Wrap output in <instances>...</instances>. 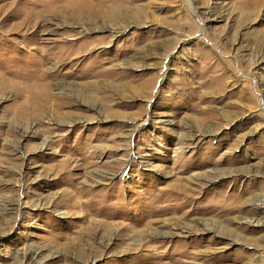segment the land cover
Here are the masks:
<instances>
[{
  "label": "rangeland",
  "instance_id": "obj_1",
  "mask_svg": "<svg viewBox=\"0 0 264 264\" xmlns=\"http://www.w3.org/2000/svg\"><path fill=\"white\" fill-rule=\"evenodd\" d=\"M0 264H264V0H0Z\"/></svg>",
  "mask_w": 264,
  "mask_h": 264
},
{
  "label": "bare ground",
  "instance_id": "obj_2",
  "mask_svg": "<svg viewBox=\"0 0 264 264\" xmlns=\"http://www.w3.org/2000/svg\"><path fill=\"white\" fill-rule=\"evenodd\" d=\"M193 174L195 175V172H194V173H192L191 175H193Z\"/></svg>",
  "mask_w": 264,
  "mask_h": 264
}]
</instances>
